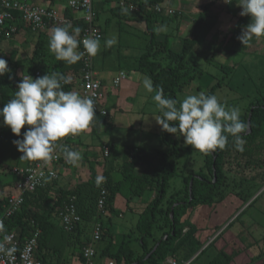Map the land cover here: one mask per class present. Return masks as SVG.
Returning <instances> with one entry per match:
<instances>
[{
    "label": "rangeland",
    "instance_id": "rangeland-1",
    "mask_svg": "<svg viewBox=\"0 0 264 264\" xmlns=\"http://www.w3.org/2000/svg\"><path fill=\"white\" fill-rule=\"evenodd\" d=\"M148 10L154 11V7L149 6ZM202 10L196 11L191 19L197 20L199 15L203 14ZM121 13L123 12L120 11V15ZM130 14L124 15L130 18L137 15ZM157 14V18L165 15ZM107 18L109 21L106 23ZM249 18L246 17L244 21L242 19L238 22V28L250 23L251 18L250 20ZM213 20V18L206 20L204 27L198 30L197 42L188 57L189 61H196L193 66L199 71L194 74L191 82L182 86L175 97L179 102L188 95H196L200 92L214 94L221 103H226L229 107H239L242 116L253 99L264 95V37H254L243 46L238 39L239 32L235 30V33L232 32L225 38L214 31ZM95 22L102 39L98 54L91 57L92 68L96 72V78L101 82L104 81L107 91L110 90L100 99L107 114L104 122L99 123V131L93 132L88 128L74 138L77 151L85 154L83 160H87L88 157L96 162L94 168L98 176L102 175L104 169H108L113 180L116 181L121 177L117 168L128 161L126 158L132 157L134 153L145 154L152 162L159 150L170 152L173 147L169 140L175 139L178 149L171 158L173 173L164 189L165 199L161 203V206H164L170 196L182 187L186 176L202 169L204 154L192 149L190 145H185L182 136L162 135V129L155 121V118L161 115L152 100L155 92L145 91L142 81L147 75L135 71L138 57L146 51L150 43L149 35L130 27L122 18L112 16L107 11H101ZM179 22L180 19L174 17L168 21V25L157 28L155 41L166 42L168 48L174 52L179 51L181 45L173 43L172 46L174 37L169 35H175ZM113 36L116 37L117 43L110 48L105 47V41ZM221 46L218 51L217 48ZM24 64L28 65V63ZM119 72L125 74V80L121 81L118 88H114L111 80L117 77ZM103 148L108 149L106 157ZM20 154L22 153L14 144L0 138V181L3 179L2 170L8 168L11 172L13 167L25 165L24 161L19 160ZM245 161L246 159L241 157H230L225 161L223 166L225 183L220 188L218 201L199 205L193 211L187 210V214L190 211L189 225L196 228L197 238L206 243L190 258L184 257L180 251L170 254L167 258L174 259L177 264H225L221 253L224 252L230 257L227 264H264V151L253 158V161L260 163L261 167H254L253 162L245 166ZM78 164L76 166L79 167ZM142 171H145L144 166L135 168L136 173ZM6 172L8 173V170ZM79 172L81 174L74 176L75 173L70 171L67 175L71 177L70 184H75L77 180L89 176V165L85 161ZM8 179L9 183L17 181L13 174ZM10 189L12 188L6 187L7 192ZM14 192L16 194L17 189ZM154 193L146 190L141 198L133 197L128 203L124 190L115 194L111 209H108L102 218L104 223L108 219L109 225L114 226V230L109 232L114 236V245L123 242L135 252H141L143 248L147 250L153 245L154 237L156 239L161 237L162 229L156 227L152 236H146L144 244H141L140 235L135 228L145 202L146 204L150 202ZM232 221L234 222L230 224ZM58 222L60 223L59 218ZM93 224L90 225L89 234ZM209 234L212 239L207 238ZM215 238L216 241L210 244ZM224 242H231V249L218 251L217 247ZM93 244L97 249L106 242ZM67 252L64 264H69L67 257L70 256V252L69 254ZM247 259L249 260L246 261Z\"/></svg>",
    "mask_w": 264,
    "mask_h": 264
},
{
    "label": "trees",
    "instance_id": "trees-1",
    "mask_svg": "<svg viewBox=\"0 0 264 264\" xmlns=\"http://www.w3.org/2000/svg\"><path fill=\"white\" fill-rule=\"evenodd\" d=\"M161 1H132L136 3L139 11L143 14L146 31L150 37V43L147 45L146 51L138 57L135 71L142 72L150 77L154 88L162 87L166 97L176 99L175 94L181 90L184 84L191 82L194 74L199 71L186 60V57L197 42L198 30L207 6H204L203 14L199 15L198 19L195 20L190 38L184 39L179 51L174 52L167 47L166 42H157L154 39L153 25L158 19V14L154 11H149L148 7L160 4ZM94 13L95 24L97 12L94 10ZM64 15L71 20L70 25L72 28L79 27L82 32L84 23L81 19H74L69 14V11H66ZM13 24L16 26V22H13L6 27L9 28ZM4 39L5 36L3 34L0 36V45ZM48 42L49 40L38 41L30 57L23 62L13 61L0 54V58L7 61L9 69L3 76H0V109L13 98L16 85L22 77L30 75L35 79L37 72L39 73L38 77L44 74L50 75L52 72L70 77V83L63 85V91L80 93L79 80L83 67L82 59L71 65L64 61L56 60L54 54L49 51ZM221 48L222 46L217 48V50L220 51ZM81 49L80 45L78 51H81ZM24 63H28V65ZM220 67L222 68L223 65ZM19 68H22V70L20 74H17L16 71ZM104 118L105 116L96 115L88 128H91L95 123H103ZM248 118L249 132L244 136L246 141L244 151L235 150L232 138L229 137V143L224 150L217 149L209 155H204L202 169L186 176L183 179L182 187L170 196L164 206H161L165 199L164 189L173 173L171 158L177 153L178 149L175 139L169 140L173 149L170 152L159 150L152 162L149 161L150 158L145 154L138 155L134 153L132 157L126 158L128 161H125L122 166L117 168L121 177L116 181L113 180L110 170L104 169L102 176L105 180L99 186L95 183L98 176L94 168L96 162L90 160L89 176L83 182L78 183L72 189H63V187L57 186V180H53L31 193H23V202L20 208L9 217H4L3 215L4 205L8 196L1 197L0 218L4 217L3 232H14L20 241L26 240L38 232L35 257L43 264H64V257L67 251L75 255L80 262L83 261L82 248L90 244V225L96 222H99L102 227L101 238L98 242H106L96 251L98 259L112 258L116 264H164L167 257L176 251H180L184 257L190 258L206 243V241L202 242L197 238L196 228L189 225L190 211H193L199 205L219 200L220 188L225 183L223 174L225 161L230 159V157H241L246 159L245 166H249L253 162L254 167H261V164L255 163L253 158L261 151H264V95L250 102L241 116V119L246 123ZM28 127L25 125L21 129V136L17 137L11 133L8 127L2 124V118H0V138L13 144L14 140L22 139L23 132ZM161 133L164 136L166 134L174 135L163 130ZM70 149L72 150L71 146ZM35 162L39 161H26L25 165ZM137 166H144L145 171L136 173L135 168ZM7 170L9 171L8 168ZM55 186L57 187L55 188ZM102 188L106 190L104 206L106 211L111 209L115 194L123 190L127 203L133 197L141 198L146 190L155 192L152 200L147 204L145 202L135 228L140 235L141 244H144L146 236H152V232L156 227L157 229H162V233L160 238H153V245L149 249H145L142 254L137 255L133 249L125 246L123 242L119 243V245H114V236L109 234L112 225H109L108 219L104 223V219H102L104 215H101L96 209L97 198ZM124 188H128L130 191L126 189L125 192ZM70 196L75 198V206L81 221L74 230L66 231L58 222V211L68 201ZM187 210H190L189 214H187ZM216 228L218 229V227ZM221 253L225 259V264H227L230 257L224 252Z\"/></svg>",
    "mask_w": 264,
    "mask_h": 264
},
{
    "label": "clouds",
    "instance_id": "clouds-1",
    "mask_svg": "<svg viewBox=\"0 0 264 264\" xmlns=\"http://www.w3.org/2000/svg\"><path fill=\"white\" fill-rule=\"evenodd\" d=\"M241 16H249L250 23L238 37L243 46L251 39L264 37V0H240ZM124 11H127L126 9ZM71 25L55 26L50 30L48 48L56 60L75 64L88 55L95 57L100 50L99 37L78 39L81 29H69ZM85 51H78L80 44ZM117 43L113 36L105 41L110 48ZM7 61L0 58V76L8 72ZM70 83V77L52 72L33 79L23 76L16 85V91L2 109V124L12 134L21 136V129L29 126L22 139L13 144L22 153L21 161H49L58 147L67 163L76 165L82 160V154L57 142L68 135H78L86 130L95 116V103L91 97L81 96L75 91H63V85ZM143 88L147 93L155 92L152 100L161 115L155 118L163 131L183 137L185 145L201 154L209 155L217 149L224 150L232 138L233 147L244 151V136L248 133V124L241 119L239 107H229L221 103L214 94L200 92L188 95L182 101L166 97L163 88H154L150 77L143 78ZM179 103V107L177 104ZM174 122V123H173ZM105 178L96 177L99 186ZM3 225L0 224V228Z\"/></svg>",
    "mask_w": 264,
    "mask_h": 264
},
{
    "label": "built area",
    "instance_id": "built-area-1",
    "mask_svg": "<svg viewBox=\"0 0 264 264\" xmlns=\"http://www.w3.org/2000/svg\"><path fill=\"white\" fill-rule=\"evenodd\" d=\"M131 1L132 0H122L119 6L125 8L126 2L129 3ZM67 7L81 14L79 19L84 23V28L79 40L82 41L85 37H99L100 40L102 39L100 30L94 24L95 13L93 10V0H68ZM154 11L156 13H162L163 9L159 5H155ZM174 14V10H167V15L173 16ZM13 22L27 25L33 31L43 30L51 26L71 24L70 19L64 14H59L51 7L29 5L19 0H0V36L4 34L5 38H9L11 34L17 31V27L14 24L9 26V28L6 27ZM80 45L82 47L81 52L85 51L83 44L81 43ZM82 61L83 67L79 80V94L81 96L91 97L94 100L96 109L95 116H106L107 112L100 103V99L103 95L101 82L96 78V72L92 68L91 57L85 55L82 57ZM38 76L39 73L37 72L35 77L38 78ZM124 78L125 74L119 72L118 76L112 81L113 87H118ZM76 136L77 135H68L61 138L57 143L66 145L70 148V146H73ZM103 154L105 157L108 155L107 148H103ZM61 160L64 161L65 159L62 154V149L58 147L52 153V158L49 161H39L30 165L13 167L11 172L17 178V193L7 197L6 204L4 205V217H9L18 211L23 202V193H31L37 188L44 187L49 181L57 180L60 175L59 166ZM105 199L106 190L102 188L96 202V209L101 215H105L106 213L104 208ZM3 218H0V224L4 226ZM58 218L60 224L66 231L74 230L76 225L80 223L81 219L75 206L74 196H70L68 201L60 207ZM101 234V224L99 222L94 223L91 230V242L82 248L83 261H81L80 264H116L114 259L108 257L104 258L102 261L95 260L97 253L93 243L100 240ZM37 235L38 232L32 237L20 241L14 232L4 233L3 227L0 228V264H43L35 257ZM166 264H177V262L175 260H170L167 261Z\"/></svg>",
    "mask_w": 264,
    "mask_h": 264
},
{
    "label": "crops",
    "instance_id": "crops-1",
    "mask_svg": "<svg viewBox=\"0 0 264 264\" xmlns=\"http://www.w3.org/2000/svg\"><path fill=\"white\" fill-rule=\"evenodd\" d=\"M19 1L25 2L29 5H39L41 7H51L55 9L59 14H65L66 11H69V14L74 19H79L80 17L79 12L73 11L67 7L68 0L67 2L64 0H19ZM121 1L122 0H93V8L97 12V17L101 11L102 12L107 11V12H110L112 16L114 15L115 17L122 18V20L125 23H127L130 27L136 28L144 33H147L146 23L144 21L142 13L139 11L138 7L136 6V3H133L132 2L133 0L129 3L126 2L125 4L126 7L122 8L119 6V3ZM142 1H147V0H142ZM239 3H240V0H238L237 2H234L233 0H162L160 4H157L163 9L162 13H159V14H165L166 16L162 15L158 17L157 21L153 25V31L155 32L157 28L168 25V21L174 17L177 19H180L179 25L175 29V35H172V34H169V35L174 37L172 46H174L173 43H178L181 45L182 41L184 39H187V37L191 35V32L193 30V23L195 22V20H192L191 16H193V14L196 13V11H199L200 9L202 10V7L204 8V6L206 5L207 8L205 10V13L203 14L204 18L202 20L199 30L204 27L203 25H205L206 20L208 19L210 20L211 18H213L214 19L213 21L215 22L214 31L218 32L219 35H222L226 38V36H228L232 32L235 33L237 31L241 34L245 26L249 23H245L241 25V28H238L239 27L238 22H240L242 19L244 21V18L246 17L248 18L249 16L241 17L240 12L242 11V9L241 7H239ZM230 5H231V8H229ZM154 6L155 5H151L152 8ZM125 9L127 11H124ZM169 9L175 11V14L173 16L167 15V10ZM120 11L123 12L121 13L122 16L120 15ZM125 13H131L132 15L133 13H136L137 15L132 16L130 14L132 16L130 18L124 15ZM107 21H109L108 18L105 20V22L107 23ZM16 27H17V31L14 34H11L9 38H5L4 40L1 41L0 54L13 61H20V62H23L24 60H27L30 57L32 50L38 41L49 40L50 30L53 28V26H51L43 30L33 31L27 25H24L19 22H16ZM69 31L71 32L72 29H70ZM192 51L193 49L189 52V54L186 57V60L190 64L191 63L194 64L196 62V61L188 60V57L192 53ZM21 70L22 68L17 69L16 71L17 74H20ZM123 80H125V78ZM112 81L113 80H111V82ZM106 88L107 87L104 84V81H102L101 89H102L103 96L107 94L108 92H110V90L107 91ZM101 106H102V103H101ZM103 108L106 110L105 107ZM99 125H100L99 123H95L91 127V130L93 132L99 131L100 129ZM72 150L77 151L76 142H73ZM81 154H82V157L84 156L85 158V154L82 152ZM21 155L22 154H20V156ZM86 158L87 160L82 159L81 161L78 162L79 164L77 163L79 167L76 166L77 164L71 165L69 167L70 165L69 163H67L65 160L61 161L60 166H59L60 175H59V178L57 179V186L63 187V189H72L78 183L83 182L86 178L83 180H77L75 184H70L71 177H67V175L70 174V171H73L75 173L74 176L77 175L78 173L81 174V172H79L81 165L84 163V161L87 165H89L88 162L92 159V158L89 159L88 157ZM25 163L26 161H24V164ZM66 164H68V166H66ZM6 171L7 170L5 169L2 170L3 179L0 181V194H2V197L14 194L15 193L14 191H16V188H15L16 181L9 183V179H8L10 178V175L13 173L9 171L7 173ZM13 177H15L14 174H13ZM7 186L12 188L8 192L6 191ZM57 186H55V188ZM113 230H114V226L112 225L111 231ZM207 238L212 239L211 234H209ZM217 238H215L212 241V243H214ZM93 246L96 251L99 249V248L96 249L95 244H93ZM231 246H232L231 242H224L220 246L217 247V250L223 251L225 249L224 251H228L229 249H231L230 248ZM144 251L145 249L143 248L141 252H135V253L137 255H140ZM67 253L69 254V252ZM69 255L70 256L67 257V259L69 260V264H80V261L75 255H72V254H69ZM95 260L102 261L103 259H98L96 257ZM170 260H174V259L167 258L164 263L166 264L167 261H170ZM248 260L249 259H247L246 261Z\"/></svg>",
    "mask_w": 264,
    "mask_h": 264
},
{
    "label": "water",
    "instance_id": "water-1",
    "mask_svg": "<svg viewBox=\"0 0 264 264\" xmlns=\"http://www.w3.org/2000/svg\"><path fill=\"white\" fill-rule=\"evenodd\" d=\"M247 124H248V132H249V118L247 119Z\"/></svg>",
    "mask_w": 264,
    "mask_h": 264
}]
</instances>
